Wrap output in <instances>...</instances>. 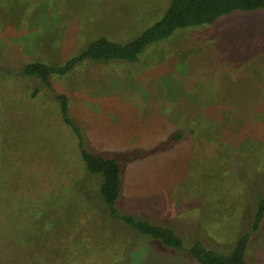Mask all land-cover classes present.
<instances>
[{"label":"rangeland","instance_id":"obj_1","mask_svg":"<svg viewBox=\"0 0 264 264\" xmlns=\"http://www.w3.org/2000/svg\"><path fill=\"white\" fill-rule=\"evenodd\" d=\"M168 3L0 0V264H198L107 216L51 91L20 74L61 65L95 37L131 39ZM50 81L86 148L120 159L121 209L231 248L264 193L263 10L177 30L135 63H84ZM250 241L247 260L264 264V217Z\"/></svg>","mask_w":264,"mask_h":264},{"label":"trees","instance_id":"obj_2","mask_svg":"<svg viewBox=\"0 0 264 264\" xmlns=\"http://www.w3.org/2000/svg\"><path fill=\"white\" fill-rule=\"evenodd\" d=\"M256 10L264 11V0H169L160 17L131 39L122 41L106 36L95 37L61 65L35 61L24 64L20 69L21 75L37 77L51 91L62 121L78 139L85 172L100 179L97 197L107 216L125 224L139 237L155 240L169 250L188 253L198 264H251L246 254L252 234L259 230L264 217V193L256 197L252 221L237 236L228 251L210 248L197 238L188 242L175 225H166L121 209L118 206L123 195V167L120 159L86 148L82 128L72 119L68 96L55 90L50 78L52 75L65 76L84 63H135L149 48L169 38L177 30L209 25L232 12ZM179 137L177 133L171 139L177 141Z\"/></svg>","mask_w":264,"mask_h":264}]
</instances>
